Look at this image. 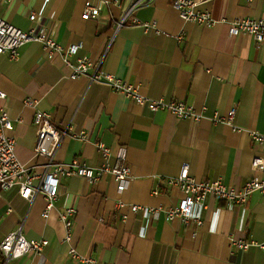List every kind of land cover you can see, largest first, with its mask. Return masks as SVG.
<instances>
[{"label":"crops","instance_id":"1","mask_svg":"<svg viewBox=\"0 0 264 264\" xmlns=\"http://www.w3.org/2000/svg\"><path fill=\"white\" fill-rule=\"evenodd\" d=\"M85 1L0 0V17L8 22L76 46L66 61L62 53L48 52L34 40L20 46L15 59L1 54L5 96L0 107L10 114L13 128L7 133L15 138V154L25 167L40 171L45 161L34 152V114L41 110L56 129H66L57 161L112 164L118 147L125 146L130 179L117 192L110 173L94 182L61 178L46 217L41 193L30 202L16 187L0 189V242L19 226L26 238L47 240L41 254L29 252L9 264H83L67 257L69 244L59 219L67 207L74 210L70 244L102 264L264 263V249H241L234 243L264 242V195L258 190L237 204L208 194L204 207H194L202 219L199 226L147 210L180 200L181 191L166 178L177 175L183 164L196 178L218 179L235 188L253 175L264 177V170L252 167L260 147L247 133L264 132V43L257 46L251 35L228 31L236 17L264 20V0H204L198 7L210 11V26L182 20L170 0H141L129 14L134 0H90L101 10L97 17L83 19ZM152 21L154 26L145 28L144 22ZM84 56L145 96L182 100L201 118L151 110L104 82L90 81L87 74L71 78L77 58ZM231 108L230 124L221 118ZM81 131L85 139L72 136ZM98 143L109 148L107 159ZM131 204L142 208L132 211ZM2 260L0 251V264Z\"/></svg>","mask_w":264,"mask_h":264},{"label":"built area","instance_id":"2","mask_svg":"<svg viewBox=\"0 0 264 264\" xmlns=\"http://www.w3.org/2000/svg\"><path fill=\"white\" fill-rule=\"evenodd\" d=\"M204 0H170L171 6L177 10L179 17L184 21H189L204 26L213 24L210 11L200 9L198 6ZM141 0H134L127 10L129 14L135 7L140 4ZM101 10L100 4H94L90 0L83 3L81 18L89 19L98 16ZM33 20V14L30 15ZM145 28L154 26V21L144 22ZM229 33L231 35L248 34L253 37L257 46L264 43V20H255L250 17H236L229 21ZM158 32V31H157ZM181 36H179L180 38ZM34 40L39 41L43 48L48 52H57L66 56L73 53L76 46H64L59 44L51 35L44 31L34 32L33 28L22 30L4 18L0 17V55L7 54L10 58L18 57L19 47L25 42ZM93 71L89 73V69ZM88 75L90 81L104 82L109 85L114 92L124 94L138 104H144L151 110H167L178 118L199 120L201 113L197 112L193 106L186 104L182 100H164L163 98H150L141 94L137 87L127 83L122 78L114 76L102 69L99 65L95 66L88 57L77 58L76 64L73 66L71 78L81 75ZM5 96V92L0 90V99ZM27 104H33V100L27 99ZM235 114V108H231L226 118L222 120L232 123ZM34 125L36 130V142L34 152L44 157V163L40 171H33L25 167L15 154V138L7 132L13 128L10 114L7 110L0 107V189L6 190L16 187L20 196L28 201H32L35 196L41 193L45 199V209L43 216H47L49 210L53 207V202L58 196L59 182L61 178L80 176L89 182H94L103 174L110 173L116 184V191L122 192L130 179V167L126 163V148L119 146L113 155L114 163L110 164L107 160L103 164L90 167L86 166L78 160L69 163L59 162L55 159V152L66 135L65 130L56 129L49 121V114L45 111L36 110L34 114ZM241 131V128H235ZM252 140L260 147V152L253 156L252 167L256 170H264V132L256 130H247ZM72 136L81 139L86 138V133L81 131L73 133ZM103 156L107 159L111 154L109 148L102 143L97 144ZM168 185L177 187L182 196L180 200L166 208H148L149 212L162 210L166 220L178 218L183 223L188 224L193 221L196 225L202 224L199 214L194 212V207H204V201L208 194L213 195L217 199L225 200L229 204L244 203L249 194L255 190L264 195V177L256 175L246 180L241 188H235L226 185L218 179H199L190 174L187 164H183L179 172L175 176L166 178ZM153 193H157L153 191ZM117 205L123 206L124 202L119 200ZM142 206L131 204L130 209L136 211ZM73 208L67 207L59 213V219L64 226L63 240L67 242V257L82 262L83 264H102L99 260L90 256L80 255L75 247L70 244L71 241V224ZM238 248L246 249L250 245L258 246L264 249V242L236 240L234 242ZM47 244L46 239H28L19 226L15 230L7 233L0 242V251L3 256L1 264H9L10 261L21 258L23 255L33 252L41 254L42 248ZM264 264V263H262Z\"/></svg>","mask_w":264,"mask_h":264}]
</instances>
